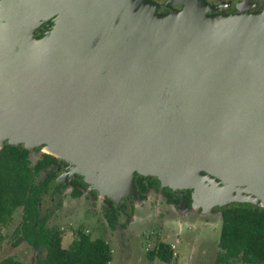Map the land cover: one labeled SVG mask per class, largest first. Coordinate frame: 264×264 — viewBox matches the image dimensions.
I'll use <instances>...</instances> for the list:
<instances>
[{
    "label": "water",
    "instance_id": "obj_1",
    "mask_svg": "<svg viewBox=\"0 0 264 264\" xmlns=\"http://www.w3.org/2000/svg\"><path fill=\"white\" fill-rule=\"evenodd\" d=\"M218 9L0 0V149H49L117 210L138 199L136 175L191 190L195 209L220 217L233 203L264 209V8ZM228 54L236 59L209 64ZM199 96L207 102L176 101Z\"/></svg>",
    "mask_w": 264,
    "mask_h": 264
},
{
    "label": "rangeland",
    "instance_id": "obj_2",
    "mask_svg": "<svg viewBox=\"0 0 264 264\" xmlns=\"http://www.w3.org/2000/svg\"><path fill=\"white\" fill-rule=\"evenodd\" d=\"M152 1L162 5L167 0ZM262 2L264 0H258L255 6ZM163 10L168 9L160 8L158 13H163ZM212 14L219 13L215 10ZM48 25H51L50 20L41 26L36 32V36H42ZM87 46L82 41L80 48L82 53L84 48L85 55L91 54ZM96 56L99 60L92 57L91 62L104 67L107 62L105 58L98 54ZM235 59V55L228 54L209 60V64L212 66H215L217 62L229 64ZM138 96L141 100L151 98L145 94ZM176 101L196 104L207 102L206 98L202 96L176 98ZM41 153H43L42 150L30 153L31 162L34 163ZM42 177L38 179L40 180ZM60 182L64 183V179L53 182L51 186ZM160 187L163 186L160 185ZM69 192L68 189H62L61 193L53 198L45 194L40 207L41 215L46 213L50 215L47 226L62 232V247L64 249L70 247L74 239L77 238V232L81 231L88 234L91 239L101 238L107 242L112 253L109 264H165L158 259L151 260L148 257V253L160 242L166 243L172 248L173 259L169 264H217L216 258L221 254L218 241L222 225L217 207H214L212 211H202L199 214L186 209L184 205H166L161 194L154 192L148 201L136 206L135 212L127 223L124 214L118 210L116 226L115 229H112L107 226L105 221L101 199L92 200L87 194V198L83 196L81 199L75 200L69 197ZM21 223L22 209L19 208L13 213L11 221L1 229L3 241L0 244V262L13 259L23 264H33L43 256V252L33 249L24 241H21L16 247L13 246V243L18 239L15 231L21 226ZM225 264H239V261L232 260Z\"/></svg>",
    "mask_w": 264,
    "mask_h": 264
},
{
    "label": "trees",
    "instance_id": "obj_3",
    "mask_svg": "<svg viewBox=\"0 0 264 264\" xmlns=\"http://www.w3.org/2000/svg\"><path fill=\"white\" fill-rule=\"evenodd\" d=\"M61 163L58 158L45 153L40 154L32 163L30 153L19 146L5 144L0 149V244L3 241L2 227L21 208L22 224L15 231L18 239L13 246L24 241L33 249L43 252V256L33 264H109L111 248L103 239H91L88 234L78 231L77 238L68 249H64L62 232L47 227L48 216L39 217V203L51 190V184L57 176L56 167ZM145 182L150 186L155 185L152 179L145 181L135 178L141 199L147 190ZM71 186V196L76 199L82 197L86 184L80 176ZM190 192L187 190V195ZM90 194L94 196L95 192ZM186 204L190 205L188 196ZM120 207L124 209L125 203ZM104 209L109 224L113 225L116 213L113 202H104ZM221 220L218 246L223 253L218 255L216 263L237 260L240 264H264V209L247 203H236L222 209ZM148 257L169 264L173 259V251L170 245L160 242L148 253ZM0 264L23 263L7 259Z\"/></svg>",
    "mask_w": 264,
    "mask_h": 264
},
{
    "label": "flooded vegetation",
    "instance_id": "obj_4",
    "mask_svg": "<svg viewBox=\"0 0 264 264\" xmlns=\"http://www.w3.org/2000/svg\"><path fill=\"white\" fill-rule=\"evenodd\" d=\"M205 1L208 2L211 6H219V9L217 10L218 13H226V14H237V13H245V12L252 13V12L260 11V10H262L264 8V2H262V4H260V5L255 6L258 0H205ZM175 9L179 10L180 6L176 7ZM166 12H169V10H163V13H166ZM39 150H41V149H39ZM61 162L62 163L58 167H56L57 176H56V178H55V180L53 182L59 181L60 179L62 180V178H63L64 179V183L60 182L57 185L51 186V190L46 195H48V196L53 198L57 194L61 193L62 189H65V190L68 189L70 191L69 192V197L71 199L79 200L83 196H84V198H87L86 195L88 194L87 196L89 198H91L92 200L93 199L97 200L98 198L101 199L102 206H103V209H104V202H106L107 200H110V199L109 198H101L99 196L98 192L95 191V190H88V185L83 181V179H82V181L86 184V188H85V191H84V194L82 195V197L76 199V198H73L71 196V190H72L71 183L74 180L78 179L79 176L76 175V174L71 173V170H70L68 164H65L64 161H62V160H61ZM64 168H65V170H64ZM60 172H62V173L60 174ZM137 177L145 179V181L148 180V179H152L155 182V185L154 186H150V185H148L147 182H145L147 190H146V193L143 194V196H144L143 199L140 198V192L138 191V188H137V191H138L137 197H138V199H133V197H131V196L123 198V200L121 201V204L124 202L125 203V207L122 210H121V207H119L118 210L121 213H123L124 216L126 217V223L128 222L130 216H132L133 213L135 212L136 206H138L139 204H142L143 202L148 201L150 195L152 193H154V192L161 194V197L164 199V203L166 205H175V206L184 205V207L186 209H188V210H190L192 212H197L199 214L202 212L201 208L195 209V207L192 206V204H193L192 191L187 195V193H186L187 190L171 189L169 187H162L161 188L160 187V185H161L160 182L157 179H155L154 177H144V176L136 175L135 178H137ZM91 192H95V195L92 196L90 194ZM187 196H188V198L190 200V205L189 206H187V204H186V197ZM41 202H42V199H41V201L39 203V206H38V208H39V217L42 218V217L48 216V221H49V219H50L49 213L41 215V212H40ZM121 204H120V206H121ZM114 206H115V204H114ZM115 210H116V213H115V217L113 218V222H114L113 225L109 224V222H108V220H107V218L105 216V209H104V214H103L104 217H105V221L107 223V226L112 228V229H115L116 221H117V217H118V213H119L117 209H115ZM199 210H200V212H198ZM22 214H23V211H22ZM48 221H47V223H48ZM118 229H120V228H118ZM222 253H223V251L221 250V254ZM230 261H232V260H229L228 262H230ZM228 262H226V263H228ZM222 264H225V263H222ZM239 264H240V262H239Z\"/></svg>",
    "mask_w": 264,
    "mask_h": 264
},
{
    "label": "bare ground",
    "instance_id": "obj_5",
    "mask_svg": "<svg viewBox=\"0 0 264 264\" xmlns=\"http://www.w3.org/2000/svg\"><path fill=\"white\" fill-rule=\"evenodd\" d=\"M43 152L47 153V152H51V151L47 148H44ZM247 192L250 194H254L256 196H259L258 192L256 190H254L253 188H250V187L247 188ZM261 200H262V206H264V198L261 197Z\"/></svg>",
    "mask_w": 264,
    "mask_h": 264
}]
</instances>
